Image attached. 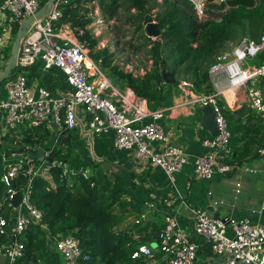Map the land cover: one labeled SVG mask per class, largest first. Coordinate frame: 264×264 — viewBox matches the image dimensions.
<instances>
[{
  "label": "built area",
  "instance_id": "obj_1",
  "mask_svg": "<svg viewBox=\"0 0 264 264\" xmlns=\"http://www.w3.org/2000/svg\"><path fill=\"white\" fill-rule=\"evenodd\" d=\"M162 1V0H160ZM179 4L188 1L198 22L220 21V14L230 7L217 12L210 9L211 4L226 3L227 0H169ZM48 0H3L0 15L8 12L11 23H21L38 12ZM68 0H56L49 14L33 23L23 38L17 67L12 77L5 81L7 97L0 102V110L5 112V128L16 130L21 125L38 128L50 123L58 130L72 131L78 127L95 144L96 137L104 134L113 136V147L117 150L131 151L135 159L161 168L173 180L174 175L183 170L189 156L180 145L173 143L170 134L160 123L163 110L151 111L146 102L137 99L133 91L119 92L105 76L100 64L91 57L89 41L83 40L85 30L63 23V8ZM212 12V13H208ZM12 41V29L5 28L0 36V45ZM264 52V29L257 40L242 38L232 53H221L210 67L209 74L214 93L201 95L197 102L202 106H212L217 116L218 135L203 141L208 152L194 162V174L199 180H210L216 174L229 175L239 164L228 163L234 156L231 147L232 134L224 115L221 98L226 93L247 87L251 81L264 78V61L260 65L244 68L246 61H254ZM43 60L44 71L59 69L65 75L67 92L52 95L47 89L31 87L27 72ZM181 88L192 91L193 84L181 83ZM249 107L264 121V91L256 86L247 89ZM82 110L84 116L79 114ZM157 144V146H156ZM38 147L25 144L20 151L2 153L4 169L2 183L7 197L0 202V236L8 241L0 245V256H5L9 264H16L25 254V248L18 237L31 225L41 224L43 213L32 201V182L36 177L54 180L53 172L61 171V179L82 176L91 177L88 170L75 169L59 160L50 162V152L45 151L42 162L31 159ZM264 157V146L258 150ZM26 160V164L24 161ZM248 171V169H247ZM252 172V171H251ZM23 177L28 180L25 187L18 190L14 183ZM95 185L91 182V187ZM236 194L241 192V182L235 181ZM21 193L18 208L14 206L15 196ZM223 202H214L218 206ZM4 206L9 210H19L11 232L9 223L3 216ZM24 209L27 213H19ZM260 211L264 212V196ZM164 227L160 231V241L156 248L140 244L132 254L133 260L163 257V264H197L199 246L188 232L180 226L177 214L167 213ZM137 222H140L139 220ZM193 230L200 239L207 242L213 254L225 264H264V226L248 218L233 220L230 217L215 219L202 208L193 211ZM229 232H232L231 235ZM54 250L62 258V264H83L90 259L83 252L79 240L74 235L53 237Z\"/></svg>",
  "mask_w": 264,
  "mask_h": 264
},
{
  "label": "trees",
  "instance_id": "obj_2",
  "mask_svg": "<svg viewBox=\"0 0 264 264\" xmlns=\"http://www.w3.org/2000/svg\"><path fill=\"white\" fill-rule=\"evenodd\" d=\"M91 1L93 0H68V4L63 8L62 22L83 28L85 35L82 39L89 41L93 59L100 64L108 77L114 80L115 85L121 83L124 87L130 88L137 97L146 100L151 111H157L163 106L164 86L168 84L163 78L164 64L170 65L174 75L179 73L190 75L189 80L196 93L212 94L214 87L209 70L216 62V57L226 51L228 43L240 37L241 40L247 33L258 38L261 34L260 27H264V0H227L220 5L211 4V9L223 10L227 6L230 8L219 15L220 21L207 20L201 23L198 22L193 6L188 1L182 3L185 10L169 0H101L102 11L110 17H113L118 9L128 12L136 10L138 13L153 16L151 12L159 8L154 16L162 30V35L156 40H151L150 37L147 40L151 46L152 68L144 76L134 77L131 73H125L117 66H112L108 49L93 52L99 41L93 37L89 29L92 19L87 14L81 15L79 10L81 4ZM18 27L14 30V36ZM254 61L255 65H260L264 61V52ZM30 69L52 95L57 91H69L65 83V75L59 69L53 68L46 73L39 63ZM178 82L179 79L175 85ZM220 105L224 106V115L232 134L230 144L234 156L228 163L241 165L252 156L254 150L252 157L260 156L258 150L264 146V121L249 105L238 111L230 110L222 101ZM41 128L43 127L39 129ZM66 132L63 131L60 136L59 149L55 147L51 150L50 162L59 160L72 168L82 170L86 169L85 167H92V162H85L75 157L70 148L62 153L61 146ZM48 134V130L42 134L38 129L29 130L22 143L39 146L46 140ZM111 144L113 145V136L110 134L100 136L96 140V154L105 157L109 153ZM238 145L241 146L239 150H237ZM254 146L255 149H252ZM22 148L6 151H20ZM2 164L0 165V201L6 190L1 180ZM53 176V181L39 177L33 179L32 201L42 211L43 221L41 224H31L18 237V241L24 245L25 254L16 264H62L61 256L53 251L48 243L50 236L59 235H74L79 240L83 252L90 257L83 264H146L144 259H132L133 252L140 244H136L129 234L116 230L118 217L113 211L114 206L121 195L126 194L119 188V184L108 182L105 186L96 176L90 180H85L82 176L62 180L60 170L54 171ZM70 180L73 182L71 185ZM27 182L26 178L19 177L14 186L21 190ZM91 182L95 183L93 187ZM143 208L142 203L133 204V201H125L120 211L142 214ZM2 213L9 221V209L4 206ZM151 239L159 241L155 234H151ZM6 242L7 238L0 236V245Z\"/></svg>",
  "mask_w": 264,
  "mask_h": 264
},
{
  "label": "crops",
  "instance_id": "obj_3",
  "mask_svg": "<svg viewBox=\"0 0 264 264\" xmlns=\"http://www.w3.org/2000/svg\"><path fill=\"white\" fill-rule=\"evenodd\" d=\"M2 1L0 0V6ZM19 25V23H11L8 12L0 15V36L5 28L12 29V41L0 45V65L11 56L12 43L15 37L14 30ZM94 62L96 61L94 60ZM32 71V69H29L27 72L29 85L35 89L43 87L39 77L32 74ZM105 76L119 92L132 91L121 83L115 85L114 80L106 74ZM251 82L247 87L234 91L235 96L232 102L229 101L228 97L226 99L221 98V101L232 111H238L249 105L247 97L249 87L256 86L264 91V78ZM200 96V94H196L195 91L188 88L176 86L175 83L164 86L163 106L159 109L164 111V117L160 120V123L170 134L173 143L183 147L189 156L188 164L181 172L174 175L173 180H170L161 168L135 159L131 151L114 149L112 144L108 150L109 153L105 157H99L95 149L96 140L99 137H96L93 146L90 145L80 127L65 133L61 148L62 153L67 152L70 148L75 157L85 162H92V167H85L86 169H84L88 170L91 178L96 176L98 180L103 181L105 186L108 182L114 185L117 183L120 185L119 188L126 192V194L121 195L113 210L118 217L117 231L129 234L138 245L147 244L152 246L153 243H156L154 247L156 248L160 241L159 233L165 225V216L167 213L177 214L180 226L188 232L191 239L199 246L197 264H225L221 258L213 254L211 246L194 232L193 211L202 208L207 210L209 215L215 219L230 217L233 220H239L248 218L254 223H260L264 226V212L260 211L264 196V157L257 156L253 158L254 150L252 156L241 164V169H236L229 175L216 174L210 180L197 179L194 174L195 159L208 152V149L203 146V141L212 138V135L201 126L203 112L202 106L197 102ZM6 97L5 82L0 86V102L5 100ZM135 97L141 99L136 95ZM142 100L146 102L148 108L147 101ZM79 114L84 116L81 109ZM40 127L43 128L39 129ZM40 127L32 129L26 125H21L16 130L7 131L5 128V112L0 110V158L6 150L22 148L24 146L22 141L29 130L38 129L41 134L45 130L49 131L48 137L41 145L37 146V150L42 148L50 152L55 147L59 149L60 136L57 128L50 123ZM65 141H68V143ZM240 148L241 146L238 145L237 150ZM252 149H255V146ZM1 162L2 160L0 165L3 163ZM2 166L4 169V163ZM235 181L242 184L239 195L236 194ZM125 201H133V204H144L142 214L132 213L131 211L122 213L120 207ZM214 202L223 203L214 206ZM18 211L9 210L10 232ZM19 213L25 215L27 212L22 209ZM138 220L140 222H137ZM151 234H155L159 241L152 240ZM48 243L55 251L53 237L50 236ZM142 259L146 264H163V257L159 253L154 259ZM0 264H9V261L5 256H0Z\"/></svg>",
  "mask_w": 264,
  "mask_h": 264
},
{
  "label": "rangeland",
  "instance_id": "obj_4",
  "mask_svg": "<svg viewBox=\"0 0 264 264\" xmlns=\"http://www.w3.org/2000/svg\"><path fill=\"white\" fill-rule=\"evenodd\" d=\"M79 10L81 15L87 14V16L92 19L89 29L93 37L97 38L99 41L97 47L93 50L94 53L98 50L108 49V53L112 59V66H117L119 70L125 73H131L134 77L144 76L146 72L152 68L153 61L150 54L151 46L147 41L149 35L147 34L145 26V16L147 14L138 13L136 10L128 12L123 9H118L114 16L110 17L102 11L101 0L84 2L81 4ZM211 10L218 11V9ZM158 11L159 8H156L151 13L156 15ZM154 15L153 17L155 18ZM263 29L264 27H260V33ZM244 36L257 40V38L250 33ZM150 38L151 40L157 39L156 37ZM240 38H236L233 42L228 43L225 52L232 53ZM255 64V61H246L243 66L247 68L253 67ZM103 72L107 75L104 70ZM189 76L190 75H182L180 73L175 75L174 78H176V82L179 79L176 86L179 85L181 88V83L183 81L191 83ZM226 96L229 98V101L232 102L235 95L230 91L226 93ZM70 183H72V180H70ZM231 233L232 232H229L230 235ZM155 245L156 243H153L152 247H155Z\"/></svg>",
  "mask_w": 264,
  "mask_h": 264
},
{
  "label": "water",
  "instance_id": "obj_5",
  "mask_svg": "<svg viewBox=\"0 0 264 264\" xmlns=\"http://www.w3.org/2000/svg\"><path fill=\"white\" fill-rule=\"evenodd\" d=\"M56 0H48L47 3L43 5V7L36 12L34 15H31L29 18L23 19L18 27L17 34L15 36V39L12 43V49H11V56L10 58L0 65V86L5 83V81L9 80L12 75L13 71L17 67V59L19 55L20 45L23 40V38L26 36L27 32L33 25V23L37 20L44 19L49 12L51 11L54 3ZM145 26L146 31L149 37H156L159 38L162 35V30L159 26V24L155 21V18L149 14L145 16ZM40 66L44 68L45 62L43 60H40ZM163 68V78L164 81L168 84H173L176 82L175 75L171 72V67L167 64H164L162 66ZM203 117L201 120V126L206 131H208L212 137H216L218 135V127H217V116L212 106H204L202 107ZM31 159L35 161L42 162L45 160V150L39 149L35 153L31 154ZM24 164H26V160L24 161ZM7 197V194L5 193L3 196V200ZM22 199V194L18 193L15 196V199L13 201L14 206L16 208L19 207L20 202ZM160 237V233H159Z\"/></svg>",
  "mask_w": 264,
  "mask_h": 264
}]
</instances>
